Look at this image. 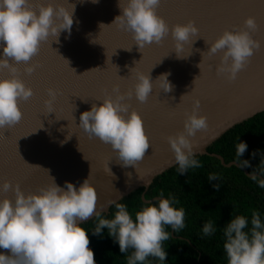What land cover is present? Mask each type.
Listing matches in <instances>:
<instances>
[{"label": "water", "instance_id": "1", "mask_svg": "<svg viewBox=\"0 0 264 264\" xmlns=\"http://www.w3.org/2000/svg\"><path fill=\"white\" fill-rule=\"evenodd\" d=\"M51 2L65 3L69 11L74 5L73 23L70 31L61 30L57 39L49 36L41 42L37 54L27 62L35 66L33 72L24 71V62L16 65L14 74L33 94L18 101L21 120L0 130V183L7 180L27 194L51 183V177L61 187L65 181L78 187L88 177L97 192V206L105 205L101 213H108L113 204L107 201L118 202L142 186L146 191L155 177L177 164L166 138L183 130L194 100H199L197 114L206 116L208 125L190 137L194 155L208 154V146L227 130L264 111V0H160L155 12L169 32L159 43L142 48L130 31L112 23L122 14L118 0ZM124 4L121 0L122 7ZM248 16L256 20L251 35L261 46L236 78L229 80L226 73H217L222 50L214 54L207 50L225 29L244 27ZM189 20L198 33L190 35L178 53L184 56H178L171 28ZM138 72L149 74L153 88L143 102L134 93L125 96L129 111L135 109L141 116L149 139L148 149L134 166L124 165L117 150L85 133L79 127V117L92 104L102 103L105 96L114 99V85L121 93L133 89ZM162 73H169V91L161 88L162 78L156 80ZM11 75L7 68H0V78ZM48 88L57 93L53 112L44 104ZM210 154L226 166L234 164L248 175L252 173L236 160L226 162L222 155ZM3 196L14 199L11 188L0 192V198ZM143 199L153 202L159 197L146 199L143 193ZM0 252L10 254L8 249Z\"/></svg>", "mask_w": 264, "mask_h": 264}, {"label": "clouds", "instance_id": "2", "mask_svg": "<svg viewBox=\"0 0 264 264\" xmlns=\"http://www.w3.org/2000/svg\"><path fill=\"white\" fill-rule=\"evenodd\" d=\"M159 3L160 0H125L122 7L121 0H118L122 14L117 15L112 23L130 31L140 48L149 43H159L169 32L164 19L155 12ZM73 12L74 5L69 11L65 3L54 5L51 0L48 3L41 0H0V68H7L13 73L7 78H0V130L21 120L18 101L26 100L33 94L32 88L14 74L16 65L24 62V71L33 72L35 66L27 62L37 54L42 41L48 40L49 36L57 39L61 30L70 31ZM243 25L238 31L225 29L207 50L209 54L222 50L217 73H226L229 80L236 78L254 50L261 46V42L251 35L257 28L255 18L246 17ZM197 33L198 29L191 20L172 26L177 55L183 51L190 35ZM168 75L162 73L156 79L162 78L161 88L164 91L171 88ZM152 82L149 74L138 72L133 89L121 93L119 86L114 85L113 91L117 93L114 99L105 96L102 103H94L80 114L79 127L89 136L97 137L117 150L118 159L124 165L135 166L149 147L142 118L135 109L129 111L125 96L134 93L137 100L145 101L153 88ZM47 93L49 98L44 104L48 112H53L52 101L57 93L52 88H48ZM198 106L199 100H194L192 111L184 120L183 130L166 138L179 173L200 167L190 137L208 125L206 116L197 114ZM246 148L244 141L236 144V159L240 166L249 164L248 160L240 159ZM249 176L264 187V178L258 179L255 172ZM208 179H216V175L209 174ZM213 187L218 188L219 185L214 184ZM10 188L14 199L8 196L0 198V249H8L10 254L0 252V264H96L94 252L88 246L87 230L81 223L90 216L97 218L92 230L94 235H102V230L107 228V235L118 243L121 253L132 250L126 257L127 264H152L149 257L164 264L167 252L162 242L170 238L166 226L173 231L184 227V208L176 207L177 201L171 194L165 197L161 193L155 203L145 201L134 214L130 213L125 203L109 200L107 204H114L115 211L111 218H104L101 212L105 205L97 206V192L88 177L78 187L68 181L61 187L51 177V183L27 194L19 185L7 180L0 183V192H8ZM215 231L212 220L203 224L202 233L205 236ZM222 233L227 264H264V220L258 211H252L250 221L245 215L232 216L223 226Z\"/></svg>", "mask_w": 264, "mask_h": 264}, {"label": "trees", "instance_id": "3", "mask_svg": "<svg viewBox=\"0 0 264 264\" xmlns=\"http://www.w3.org/2000/svg\"><path fill=\"white\" fill-rule=\"evenodd\" d=\"M244 141L247 144L241 160H248L246 167L249 172H257L258 179L264 178V111L253 117L237 123L222 136L208 146V154H195L200 161V167L189 168L184 173L178 172L174 165L164 173L155 177L145 191L139 187L122 198L130 213L140 209L146 199L165 197L171 194L175 197L176 207L185 211L184 227L173 231L166 226L170 238L162 242L167 256L164 264H227V256L223 248V226L235 215H245L249 221L253 210L258 211L264 220V187L254 181L237 165L226 166L221 160L210 153L222 155L226 162L236 160V144ZM209 174H215L216 179L209 180ZM219 185L218 188L213 187ZM156 201H153L155 203ZM115 211L114 204L108 213H101L104 218H111ZM212 220L216 231L205 236L202 227ZM97 218L94 217L82 223L87 230L89 247L94 252L96 264H127L128 253H121L119 245L107 235V228L102 235H94ZM249 223V227H250ZM152 264H159L154 257L148 258Z\"/></svg>", "mask_w": 264, "mask_h": 264}]
</instances>
